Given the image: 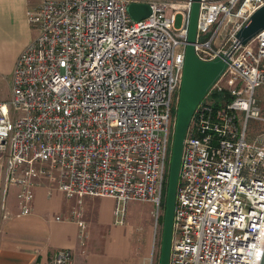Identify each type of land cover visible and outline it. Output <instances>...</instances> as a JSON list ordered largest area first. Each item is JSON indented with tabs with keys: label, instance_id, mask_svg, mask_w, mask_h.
<instances>
[{
	"label": "built area",
	"instance_id": "built-area-1",
	"mask_svg": "<svg viewBox=\"0 0 264 264\" xmlns=\"http://www.w3.org/2000/svg\"><path fill=\"white\" fill-rule=\"evenodd\" d=\"M193 1L41 0L27 10L37 34L16 61L11 97L0 101L2 191L17 188L20 215L32 213L44 179L79 203L113 198L119 224L130 201L151 203L159 224ZM133 2L151 13L135 20ZM262 5L200 0L196 53L224 54L228 64L184 141L170 264H260L264 29L246 44L237 33ZM73 215L84 245L88 223L76 207ZM48 264H74L72 249Z\"/></svg>",
	"mask_w": 264,
	"mask_h": 264
},
{
	"label": "crops",
	"instance_id": "crops-1",
	"mask_svg": "<svg viewBox=\"0 0 264 264\" xmlns=\"http://www.w3.org/2000/svg\"><path fill=\"white\" fill-rule=\"evenodd\" d=\"M40 2L0 0V74L12 75L20 53L36 36L27 10ZM3 171L0 163V264H48L63 248L72 249L74 264H134L133 233L126 224L116 223L113 198L83 196L79 203L40 179L32 213L20 215L17 188L3 195ZM74 207L88 223L84 245Z\"/></svg>",
	"mask_w": 264,
	"mask_h": 264
},
{
	"label": "water",
	"instance_id": "water-1",
	"mask_svg": "<svg viewBox=\"0 0 264 264\" xmlns=\"http://www.w3.org/2000/svg\"><path fill=\"white\" fill-rule=\"evenodd\" d=\"M129 12L135 20H141L151 13L147 3H131ZM200 0H194L191 10L188 45L184 73L179 93L176 122L171 150L167 182L165 209L163 215L162 241L159 264H170L173 240L174 214L180 177L181 158L187 131L196 107L227 68V57L222 54L212 60L201 59L195 50ZM264 29V5L257 9L238 31L237 38L242 44L248 43ZM260 264H264V250Z\"/></svg>",
	"mask_w": 264,
	"mask_h": 264
},
{
	"label": "rangeland",
	"instance_id": "rangeland-1",
	"mask_svg": "<svg viewBox=\"0 0 264 264\" xmlns=\"http://www.w3.org/2000/svg\"><path fill=\"white\" fill-rule=\"evenodd\" d=\"M181 21L182 16L177 15V27L181 25ZM11 94V75L0 74V100H8ZM254 126L255 122L250 121V128L253 129ZM162 219L163 216L157 225L151 203L139 200H132L128 203L125 224L129 226L133 233L132 238L135 245L134 264H159L163 227Z\"/></svg>",
	"mask_w": 264,
	"mask_h": 264
},
{
	"label": "trees",
	"instance_id": "trees-1",
	"mask_svg": "<svg viewBox=\"0 0 264 264\" xmlns=\"http://www.w3.org/2000/svg\"><path fill=\"white\" fill-rule=\"evenodd\" d=\"M163 220V219H162Z\"/></svg>",
	"mask_w": 264,
	"mask_h": 264
}]
</instances>
